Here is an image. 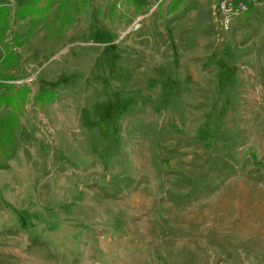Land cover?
<instances>
[{
	"label": "rangeland",
	"instance_id": "1",
	"mask_svg": "<svg viewBox=\"0 0 264 264\" xmlns=\"http://www.w3.org/2000/svg\"><path fill=\"white\" fill-rule=\"evenodd\" d=\"M25 1L0 0L13 9ZM97 1L92 10L89 0L86 13L64 38L48 41L49 18L33 32L29 42L18 47L22 54L20 66L7 71L16 76L12 81L16 88H28L29 93L27 101L14 109L19 118L16 143L11 157L0 167V204L19 211L27 206L37 217L63 212L82 219L86 223H80V227L87 229L86 239L60 242L70 248L64 251L35 233L32 226L39 227L41 219L36 224L26 220L27 229L18 224L3 225L0 264H264V62L252 67L254 78L242 74L248 69L245 66L239 69L238 79L229 82L226 88L230 106L226 112H206L214 101L219 109L224 95L216 99L206 96L214 83L200 79L189 69L192 64L199 68L205 53L210 52L205 46L209 33L198 32L202 45L192 49L186 47L187 43L179 49L182 58L176 69L180 68L172 76L162 74L164 80L151 87L166 89L169 83L181 104L189 102L196 108H189L187 113L175 112L171 110L175 105L166 103L164 112L149 114L146 139L139 135L144 132L139 117L124 118L132 129L115 130L116 136L107 126L100 130L81 127L75 136L78 133L85 139L68 142L64 149L60 128L48 125L45 114L51 105L59 103L67 89H77L78 82L69 77L81 67L75 60L79 50L76 42L101 43L84 49L86 57L93 53L95 58L99 56L98 64L81 65L94 67L98 73L102 69L96 83L104 103L110 92L120 90L115 88L119 83L106 76L109 42L135 38V34L124 33L130 25L126 18L157 9L159 3L137 0L143 6L135 9L129 0H114L116 8L112 10L111 0ZM160 1L162 9L166 3ZM173 10L169 4L167 16ZM10 24L25 34L30 17L12 19ZM114 26L119 31L110 33ZM11 33L8 30V36ZM176 40H180L178 35L166 44L164 58L173 56ZM119 43L117 56L125 49ZM261 46L264 49V34ZM149 52L151 62L160 58V50L152 48ZM195 52L201 54L196 62L189 57ZM228 58L229 66L234 65L233 56ZM188 74L191 78L183 79L185 82L175 78ZM171 77L178 82L169 81ZM66 79L69 87L63 89ZM42 92H53L56 98L37 101L36 96ZM101 125L107 123L102 121ZM225 158L229 162H224ZM34 179L37 192L32 189ZM74 185L78 192L73 191ZM62 227L66 232L76 228L73 224ZM81 245L83 251L76 252L74 249ZM176 250H180L179 256Z\"/></svg>",
	"mask_w": 264,
	"mask_h": 264
},
{
	"label": "crops",
	"instance_id": "2",
	"mask_svg": "<svg viewBox=\"0 0 264 264\" xmlns=\"http://www.w3.org/2000/svg\"><path fill=\"white\" fill-rule=\"evenodd\" d=\"M90 2L92 3L91 9L93 10L94 0H90ZM97 2L98 8L99 1ZM113 2L114 0H111L110 8H112ZM158 2L160 3L161 1L158 0ZM171 2L172 0H165L164 4L166 3V6L162 9H160L161 6L158 3L157 9L152 8L148 13H141L137 17L131 14L126 18V20L130 19V25L124 33H126V35L130 33L131 35L135 34V38L120 43L117 42L118 39L116 38L109 42L110 51L107 62L105 63V70H107L106 76H109L113 82H118L119 84H116L115 88L120 90L110 92L107 101L104 103L102 99H100L98 93L100 86L96 83V80H99V77H101L102 69L99 68L100 73H98L99 70L94 67L83 68L81 65L91 64L94 66L98 64L99 56L97 59L93 53L86 57L84 49H91L93 45H100L101 43L92 44L81 39L76 42L75 46L79 50L75 60L81 67L76 74L69 77H71V79H76L78 82L76 83L77 89L70 88L73 89L72 91L67 89V92L62 94V99L59 103L56 102L51 105L45 114V120L48 125L60 128L61 144L64 146V149L68 142L74 143L73 140H77V143H79L81 139H85L80 138V135H78L81 127H83L82 129L96 128L100 130V128L107 126L108 128H113L114 132H112V134L116 136L115 130L123 129L126 132L127 128L132 129V125L129 124L128 126L126 122L129 121L124 118L133 119L139 117V121H141L139 127L144 128V132H141L139 135L142 139L143 137L146 139L150 123V113L159 114L162 111L164 112L166 107H168L167 104L171 105V103L176 107H174V109L171 108V110L175 112L187 113L189 108L192 109L195 107V104H190L189 102H187L188 105H185L186 102L181 104L177 99V91L172 90L169 83L165 86L166 89L162 88L159 90L158 88L153 89L151 87L155 86L158 82L160 84L164 80H161L162 74L172 76L173 73L180 68L176 69V64L179 66L182 58L179 49L185 47L187 43V48H198V44L201 42L197 36L198 32L209 33V38L205 46L210 52L205 53L204 62L199 65V68L197 64H192L189 66V69L194 71V75L197 74L198 77H201L200 79L206 78V80L214 83L213 85H209L210 87L208 86L209 88L207 91L209 92L206 93V96H212L216 99L224 95V105L222 104L221 107L217 109V101H214L215 103L213 102L206 112L220 114L227 111V107L230 105L228 104L229 93L226 87L231 80L238 79L239 69H245L246 66L248 69L245 70V73L241 71L242 74L249 78L255 77V74L251 73L252 67H260L261 63L264 62V49L261 46L262 35L264 34V0L259 2L251 12L243 17L231 20L227 28H224L223 18L216 12V0H204L201 2L197 0H186L184 3L174 8L173 12H171L172 15L167 16L169 4ZM189 4L190 8L187 10L186 8ZM110 8L108 11L111 10ZM118 31L119 29H117L116 26H114L113 30H109L110 33ZM152 33L154 35H151ZM177 35L180 40H176L173 45L176 49L172 46L173 56L170 55L164 58L163 55L166 44L168 42L172 43L174 37ZM224 41H226L225 44ZM118 43L125 48L123 51H119L121 52L119 56H117L118 51H116L117 47H119ZM200 45H202V43H200L199 46ZM152 48L160 50V58L156 59L155 62H151L148 58L150 53L149 50ZM229 55L233 56L232 61L234 65L232 66H229ZM178 56H180V58L177 59L176 57ZM198 56H201V54L195 52L189 57L193 58L192 60L196 62ZM150 68H153L152 73H150ZM202 68H204L205 71ZM201 72L204 74L199 76ZM175 78L182 82L184 81L183 79L191 78V76L188 74L185 78L181 76H175ZM175 78L171 77L169 81L173 83L178 82ZM67 79L64 81L65 86L63 89L69 87L68 84H66ZM68 82L69 80L67 83ZM166 90L167 94L164 95ZM150 102H152V105H150ZM102 121L107 123V125H101ZM131 121L132 120H130V122ZM119 122L120 125L118 124ZM76 131L78 133H76L75 136ZM84 135L86 137L87 132H85ZM129 136L130 138L133 136V131L129 133ZM207 140L210 143V137L206 135V141ZM66 157L68 159L70 158L68 155ZM226 161L229 162L228 159L224 162ZM97 163V174H99L100 163ZM94 168L95 167H93V169ZM77 188L78 187L74 185L73 191L78 192ZM32 189L36 192L38 190L35 179L32 184ZM187 206L188 205H186V207ZM180 207H183V204H181ZM19 209L20 208H14V206L11 205L6 207V205L0 204V226L18 224L23 225L24 229H27L28 225H26V220L34 221V224H36L39 223L37 221L41 219L42 222L40 221L39 227L34 228L32 226L35 233L40 234L42 240L50 241L53 246L63 249L64 251H68L70 248H68L67 243L62 244L60 242H67L68 240L83 242L86 239L85 231L87 229H81L80 227V223H86L82 219L70 218L63 215V212L55 213L58 215L52 214L46 217H37L38 214L29 212L27 206L24 207V210H21L23 212L19 211ZM65 224H73L76 228L71 232H66L62 227ZM43 225H45V227ZM30 232L32 231H28L29 234ZM74 250L76 252L83 251L82 245L80 248H75ZM180 254V250H176V256ZM187 256L191 257L190 254Z\"/></svg>",
	"mask_w": 264,
	"mask_h": 264
},
{
	"label": "trees",
	"instance_id": "3",
	"mask_svg": "<svg viewBox=\"0 0 264 264\" xmlns=\"http://www.w3.org/2000/svg\"><path fill=\"white\" fill-rule=\"evenodd\" d=\"M129 1L134 3L135 9L142 7L137 0ZM182 3V0H172L170 9L173 10V5L175 8ZM88 7L89 0H26L15 9L0 2V167L11 157L16 143L19 118L14 109L27 101L29 93L28 88H16L12 82L17 79L16 76L7 71L10 67L20 66L19 59L22 54L18 47L29 42L33 32L49 18L52 19L46 27L48 41L64 38L79 17L86 13ZM112 8H116L115 2ZM28 17L30 27L25 34H20L10 26V20ZM8 30L12 32L9 36ZM55 98L53 92H42L36 96L37 101L41 102H50Z\"/></svg>",
	"mask_w": 264,
	"mask_h": 264
},
{
	"label": "built area",
	"instance_id": "4",
	"mask_svg": "<svg viewBox=\"0 0 264 264\" xmlns=\"http://www.w3.org/2000/svg\"><path fill=\"white\" fill-rule=\"evenodd\" d=\"M259 2L260 0H216V10L223 18L224 28H227L231 20L243 17Z\"/></svg>",
	"mask_w": 264,
	"mask_h": 264
}]
</instances>
